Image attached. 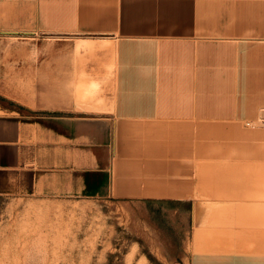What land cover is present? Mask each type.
I'll return each mask as SVG.
<instances>
[{"label":"crops","instance_id":"0c3cea01","mask_svg":"<svg viewBox=\"0 0 264 264\" xmlns=\"http://www.w3.org/2000/svg\"><path fill=\"white\" fill-rule=\"evenodd\" d=\"M0 32L33 40L0 180L98 195L108 175L187 216V264H264V0H0Z\"/></svg>","mask_w":264,"mask_h":264},{"label":"rangeland","instance_id":"374dc122","mask_svg":"<svg viewBox=\"0 0 264 264\" xmlns=\"http://www.w3.org/2000/svg\"><path fill=\"white\" fill-rule=\"evenodd\" d=\"M30 42L0 36V111L14 106L13 51ZM13 183L0 180V264H187V216L170 204L115 200L108 175L98 195Z\"/></svg>","mask_w":264,"mask_h":264},{"label":"water","instance_id":"95a60500","mask_svg":"<svg viewBox=\"0 0 264 264\" xmlns=\"http://www.w3.org/2000/svg\"><path fill=\"white\" fill-rule=\"evenodd\" d=\"M15 35L14 33H7V32H0V36H10ZM261 116L264 118V112L261 114Z\"/></svg>","mask_w":264,"mask_h":264}]
</instances>
